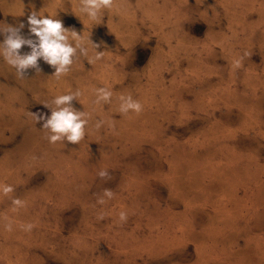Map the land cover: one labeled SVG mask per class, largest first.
<instances>
[{
  "label": "rangeland",
  "instance_id": "1",
  "mask_svg": "<svg viewBox=\"0 0 264 264\" xmlns=\"http://www.w3.org/2000/svg\"><path fill=\"white\" fill-rule=\"evenodd\" d=\"M80 9L0 0V28L36 11L87 50L60 76L0 55V264H264V0ZM76 92L84 134L51 142L34 113Z\"/></svg>",
  "mask_w": 264,
  "mask_h": 264
},
{
  "label": "clouds",
  "instance_id": "2",
  "mask_svg": "<svg viewBox=\"0 0 264 264\" xmlns=\"http://www.w3.org/2000/svg\"><path fill=\"white\" fill-rule=\"evenodd\" d=\"M112 0H81V12L86 13L90 18L95 19L99 10L103 7H110ZM29 36L22 34L24 23L19 26L8 25L0 28V34L4 35L3 42H0V55L5 61L16 69L18 77L24 78L28 75V69L32 68L41 71L38 61L43 60L54 68V75L60 76L68 72V66L73 63V57L79 50L81 55H87V50L75 45L72 40H79L80 34L74 28H66L62 20L49 16H40L33 11L27 18ZM91 40V39H90ZM96 58L102 55L98 49L101 44L93 42ZM22 46H27L30 51L21 53ZM99 99L107 100L111 93L105 89L98 90ZM80 93L57 96L53 103L55 110H50V116L34 113L37 122L43 121V127L53 133L49 139L51 142L67 140L72 144L77 143L83 136V128L86 121L82 118L84 113L77 110L72 102ZM47 107V105H45ZM139 110L140 105L129 100L122 106V111L128 109Z\"/></svg>",
  "mask_w": 264,
  "mask_h": 264
}]
</instances>
